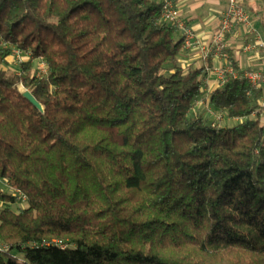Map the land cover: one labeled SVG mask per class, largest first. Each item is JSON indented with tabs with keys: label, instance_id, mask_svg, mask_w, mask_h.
I'll return each mask as SVG.
<instances>
[{
	"label": "trees",
	"instance_id": "16d2710c",
	"mask_svg": "<svg viewBox=\"0 0 264 264\" xmlns=\"http://www.w3.org/2000/svg\"><path fill=\"white\" fill-rule=\"evenodd\" d=\"M178 33L157 0H0V178L27 197L0 191V264H264V89L229 78L214 126Z\"/></svg>",
	"mask_w": 264,
	"mask_h": 264
},
{
	"label": "crops",
	"instance_id": "0c3cea01",
	"mask_svg": "<svg viewBox=\"0 0 264 264\" xmlns=\"http://www.w3.org/2000/svg\"><path fill=\"white\" fill-rule=\"evenodd\" d=\"M185 24L196 34L202 44L209 45L213 35L219 29L223 15L229 8V0H174ZM250 16V26L235 25L227 37L229 48L224 56H211L207 63L201 60L197 48L182 51L180 66L188 71L191 68H203L205 85L204 98L219 88V81L213 70L224 66H233L240 74L264 71V0H239ZM179 32L177 40H181ZM263 43V46L260 44ZM255 46L246 51V46ZM211 69V70H210ZM233 122V121H231ZM0 191L8 192L5 189Z\"/></svg>",
	"mask_w": 264,
	"mask_h": 264
},
{
	"label": "built area",
	"instance_id": "2783aa9c",
	"mask_svg": "<svg viewBox=\"0 0 264 264\" xmlns=\"http://www.w3.org/2000/svg\"><path fill=\"white\" fill-rule=\"evenodd\" d=\"M162 6V18L165 22L173 24L177 27L178 31L182 34V51L197 48L200 51L201 60L205 63L209 61L211 56H224L229 48L227 37L231 34L235 25L250 26V16L241 5L239 0H229V8L223 15L221 25L215 32L209 45L202 44L197 38L195 32L188 27L182 19L181 10L174 0H157ZM263 46V43L260 44ZM255 46H246V51H251ZM29 55L16 50L13 54V63L20 65L28 61ZM211 70V69H210ZM216 78L219 81V88L222 87L229 78L239 77V73L233 66H224L213 70ZM48 76V67L44 61L38 63L37 77L45 78ZM244 78L251 84L253 89H264V71H254L243 74ZM208 99H201L197 102L198 107H204L213 119L214 126H222L225 119L224 113H217L213 111L208 103ZM264 109V101L261 102ZM238 122L239 120H233ZM5 184L9 187L10 192L17 197L18 202L26 203L27 197L19 190L11 189L7 182L0 178V188ZM9 249L8 245L0 242V252H6Z\"/></svg>",
	"mask_w": 264,
	"mask_h": 264
},
{
	"label": "rangeland",
	"instance_id": "374dc122",
	"mask_svg": "<svg viewBox=\"0 0 264 264\" xmlns=\"http://www.w3.org/2000/svg\"><path fill=\"white\" fill-rule=\"evenodd\" d=\"M15 67H16V64L13 63V64H12V67H10L9 70H10V71H13V68H15ZM234 124H236L235 121L230 122V121L227 120V119H225L224 122H223V126H225V125H234ZM1 189H5V190H7L8 192H10L9 187H7V185H5V184H3V185L1 186ZM23 207H26V204L21 203V202H18L16 205H14L13 208H14L15 210H17L18 208H23Z\"/></svg>",
	"mask_w": 264,
	"mask_h": 264
},
{
	"label": "water",
	"instance_id": "95a60500",
	"mask_svg": "<svg viewBox=\"0 0 264 264\" xmlns=\"http://www.w3.org/2000/svg\"><path fill=\"white\" fill-rule=\"evenodd\" d=\"M24 96L41 112H43V107L37 102V100L33 97L30 92H25Z\"/></svg>",
	"mask_w": 264,
	"mask_h": 264
}]
</instances>
